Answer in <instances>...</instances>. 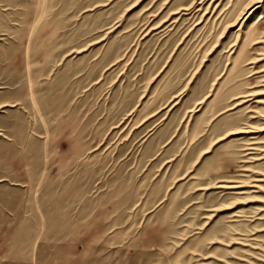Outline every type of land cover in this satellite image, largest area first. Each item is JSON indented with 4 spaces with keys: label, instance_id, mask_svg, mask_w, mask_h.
<instances>
[{
    "label": "rangeland",
    "instance_id": "1",
    "mask_svg": "<svg viewBox=\"0 0 264 264\" xmlns=\"http://www.w3.org/2000/svg\"><path fill=\"white\" fill-rule=\"evenodd\" d=\"M0 264H264V0H0Z\"/></svg>",
    "mask_w": 264,
    "mask_h": 264
}]
</instances>
